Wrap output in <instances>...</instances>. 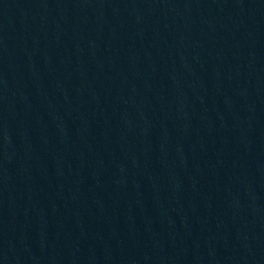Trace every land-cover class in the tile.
<instances>
[{
	"label": "water",
	"instance_id": "water-1",
	"mask_svg": "<svg viewBox=\"0 0 264 264\" xmlns=\"http://www.w3.org/2000/svg\"><path fill=\"white\" fill-rule=\"evenodd\" d=\"M0 264H264V0H0Z\"/></svg>",
	"mask_w": 264,
	"mask_h": 264
}]
</instances>
